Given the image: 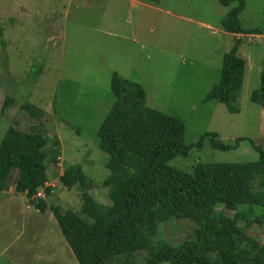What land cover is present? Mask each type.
<instances>
[{
	"label": "rangeland",
	"instance_id": "1",
	"mask_svg": "<svg viewBox=\"0 0 264 264\" xmlns=\"http://www.w3.org/2000/svg\"><path fill=\"white\" fill-rule=\"evenodd\" d=\"M131 1L0 0V143L11 127L47 137V151L63 160L62 166L57 159L54 166L46 163V185L54 187L49 206L81 211V191L60 181L70 167L82 168L94 184L88 193L100 205L112 204L108 188L101 187L110 171L98 133L116 100L114 75L142 85L148 107L182 119L188 145L207 133L237 145L223 151L206 139L203 149L175 158L171 166L191 173L199 163L259 160L264 108L251 97L264 70V0H244L240 15L253 34L241 36L246 72L236 113L206 98L220 82L223 57L236 40L222 23L237 4L160 0L132 6ZM17 176L13 171L12 192H0V264H79L49 206L37 211L16 193ZM262 214L264 208L255 209ZM193 232V224L173 220L161 226L159 240L179 245ZM249 234L264 245V225L252 226ZM147 256L124 254L111 264H145Z\"/></svg>",
	"mask_w": 264,
	"mask_h": 264
},
{
	"label": "trees",
	"instance_id": "2",
	"mask_svg": "<svg viewBox=\"0 0 264 264\" xmlns=\"http://www.w3.org/2000/svg\"><path fill=\"white\" fill-rule=\"evenodd\" d=\"M219 1L223 6L237 4L222 23L236 40L223 57L221 80L206 101L226 104L236 113L246 72L239 55L242 38L237 36L253 32L240 21L244 0ZM111 87L116 100L98 133L100 148L109 155L110 176L101 187L108 188L111 206L100 205L88 193L94 184L80 167L64 169L60 181L67 189L81 191V211L49 206L46 200L54 187H46V163H56L59 155L47 151L46 136L14 127L0 143V192L8 189L15 170L16 193L30 199L44 190L46 197L31 203L43 213L49 206L79 264H111L121 255L140 252L148 254L145 264H264V245L249 234L252 226L264 225V214L255 215L256 208H264V147H256V162L199 163L191 173L180 170L170 162L188 157L194 148L203 149L206 139L223 151L237 145L222 142L217 133L188 145L185 122L148 107L142 85L114 75ZM251 100L264 108V70ZM7 104L8 99L2 112ZM173 220L194 225L193 234L179 245L159 240L161 226Z\"/></svg>",
	"mask_w": 264,
	"mask_h": 264
},
{
	"label": "built area",
	"instance_id": "3",
	"mask_svg": "<svg viewBox=\"0 0 264 264\" xmlns=\"http://www.w3.org/2000/svg\"><path fill=\"white\" fill-rule=\"evenodd\" d=\"M63 160L61 157L57 158V165L62 166ZM46 187H49L48 185H46ZM40 198H45V192L44 190L39 191L35 196L31 197L29 199V202L35 201L36 199H40Z\"/></svg>",
	"mask_w": 264,
	"mask_h": 264
},
{
	"label": "crops",
	"instance_id": "4",
	"mask_svg": "<svg viewBox=\"0 0 264 264\" xmlns=\"http://www.w3.org/2000/svg\"><path fill=\"white\" fill-rule=\"evenodd\" d=\"M130 3H132L131 5L132 6H134V5H139V4H141V5H143L142 3H143V1H141V0H132ZM239 37H241V35H238L237 36V38H239ZM59 144V143H58ZM53 166L55 165L54 163L52 164ZM52 165H50V166H52ZM53 173V172H52ZM55 174H56V172H54ZM53 173V174H54ZM54 177H55V175H54ZM8 191H10V192H12L13 191V188L11 187V186H9L8 187ZM1 194V193H0ZM25 195V194H24ZM26 196V195H25ZM27 197V196H26ZM46 197V196H45ZM28 199V198H27ZM28 201H29V199H28ZM0 204H1V201H0ZM37 209V208H36ZM37 211H39V210H37Z\"/></svg>",
	"mask_w": 264,
	"mask_h": 264
}]
</instances>
